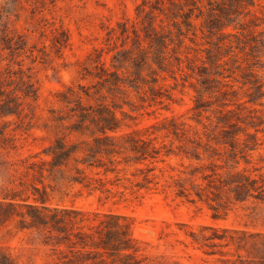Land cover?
Wrapping results in <instances>:
<instances>
[{
    "label": "trees",
    "instance_id": "trees-1",
    "mask_svg": "<svg viewBox=\"0 0 264 264\" xmlns=\"http://www.w3.org/2000/svg\"><path fill=\"white\" fill-rule=\"evenodd\" d=\"M206 5L214 18L201 31L205 34L206 29L217 36L220 57L207 49L203 59L198 49L192 55L187 52L193 48L185 43V38L192 32L194 37L190 41L196 43V21L203 16ZM142 6L138 22L142 24L144 40L136 26L138 22H120L108 32L109 41L122 40L121 49L112 56L114 69L107 66L103 51L96 60L91 55L88 60L95 70L88 74L96 83L69 87L58 93L64 110L56 114L55 120L62 136L38 152L35 155L38 161L28 167V174L42 188L34 184L29 195L13 193L0 202V221L18 220L22 230L38 232L60 264H145L137 255L130 224L122 216L86 214L51 204L47 187L67 175L70 181L91 190L110 192L108 183L125 179L122 173L126 169L122 165L176 160L184 167L175 181L177 196L189 202H202L217 216L234 202L250 198L264 201V174L240 168L241 163H250V155L259 142L257 124H264L262 117L253 115L256 112L253 107L264 104V83L254 70L256 53L264 50V31L258 35L254 31L264 24L261 0H148ZM166 9L172 11L176 34L157 24L158 14H166ZM131 33L133 46L127 48ZM144 42L148 47H144ZM224 46L227 53H223ZM235 49L247 55L243 85L248 87L250 100L243 103L233 102L238 96L233 83L238 80L233 77L234 72L226 74L231 71L227 68L229 62L238 63ZM235 68L242 69V65ZM146 71L150 79L145 77ZM161 73L170 74L176 83L178 74L185 82L197 80L201 89L196 90L192 118L197 125L193 127L172 117L152 126L154 131H162L165 138H170L169 146L158 144L157 138H152L155 132L148 138L141 131L116 137L114 133L121 126L116 111L122 108L117 101L131 104L132 92L143 101L157 104L170 99L160 84ZM215 103L218 104L213 109ZM3 106L0 100V108ZM210 111L215 118L206 117V123L202 117ZM148 132L147 129L145 133ZM156 169V166L138 169L142 178L135 186L144 188L154 183ZM111 175L114 181L109 178ZM185 181L190 182L189 187ZM202 238L211 249L205 254L218 257L220 264H264L263 234L214 229L211 235ZM0 264L16 263L0 251Z\"/></svg>",
    "mask_w": 264,
    "mask_h": 264
},
{
    "label": "rangeland",
    "instance_id": "rangeland-1",
    "mask_svg": "<svg viewBox=\"0 0 264 264\" xmlns=\"http://www.w3.org/2000/svg\"><path fill=\"white\" fill-rule=\"evenodd\" d=\"M143 1L148 0H0V100L5 105L0 108V202H5L6 196L13 193L29 195L34 184L42 188L28 174V167L38 161L35 157L38 152L62 136L55 120L56 114L64 110L58 93L69 87L96 83L88 74L95 70V65L88 60L91 55L96 60L103 51L107 66L114 69L112 56L121 49L122 40L109 41L108 32L123 21L137 23ZM261 3L264 5V0ZM213 15L206 5L203 16L196 21V43L190 41L194 37L192 32L185 38V43L193 48L187 51L191 55L198 49L199 56L205 59V50L210 49L212 55L220 57L217 36L206 29L205 34L201 31ZM158 16L157 24L177 33L172 26L171 10L166 9V14ZM136 26L144 40L142 24L138 22ZM229 30L232 32L231 28ZM254 31L257 35L264 31V24ZM133 37L131 33L127 48H132ZM143 45L148 47L147 42ZM172 47H169L171 55ZM224 47L223 53H227L228 48ZM181 50L186 52L184 48ZM234 52L238 53V63L229 62L227 68L231 71L226 74L234 72L233 77L238 80L233 83L238 91L233 102L243 103L250 100L248 87L243 85L247 55L239 49ZM256 55L254 70L264 83V50ZM239 64L242 69L235 68ZM144 75L150 79L148 71ZM160 75L163 92L169 94L170 99L165 104H157L143 101L132 92L131 104L117 101L122 108L116 111L121 120V126L114 133L116 137L141 131L148 138L155 132L152 138H157L158 144L169 146L170 138H165L162 131H154L152 126L161 125L172 117L193 127L197 125L192 119L196 90L201 89L197 80L191 78L185 82L178 74L176 83L170 74ZM209 99L216 100L214 96ZM216 104L212 105L213 109ZM8 105L10 107L6 108ZM253 108L256 109L253 115L264 120V104ZM211 115L215 118L211 111L204 113L203 121L208 123L206 117ZM257 125L256 150L250 155V163L243 162L240 168L264 174V124ZM147 129L149 132L145 133ZM251 132L255 133V129ZM146 166H156L157 179L144 188L136 187L135 182L142 178L137 170ZM121 167L126 169L122 173L125 179L108 183L110 192L91 190L70 181L69 175L50 182L47 191L51 204L86 214L122 216L130 224L137 255L145 264H220L218 257L205 254L211 249L205 246L203 235H211L214 229L264 235V201L250 198L234 202L217 216L206 204L177 196L175 181L179 171L184 170L178 161L132 162ZM109 178L114 181L112 175ZM185 185L189 187L190 182L185 181ZM0 251L16 264H60L54 252L43 244L42 236L36 231L22 230L18 220L0 221Z\"/></svg>",
    "mask_w": 264,
    "mask_h": 264
}]
</instances>
